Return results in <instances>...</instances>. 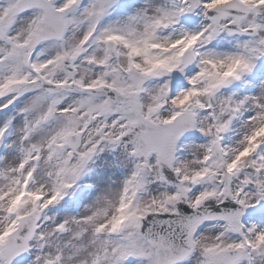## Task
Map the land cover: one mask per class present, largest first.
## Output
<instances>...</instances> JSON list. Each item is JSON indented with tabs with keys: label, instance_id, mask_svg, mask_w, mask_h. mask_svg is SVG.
I'll use <instances>...</instances> for the list:
<instances>
[{
	"label": "snow or ice",
	"instance_id": "6c2138e0",
	"mask_svg": "<svg viewBox=\"0 0 264 264\" xmlns=\"http://www.w3.org/2000/svg\"><path fill=\"white\" fill-rule=\"evenodd\" d=\"M0 264H264V0H0Z\"/></svg>",
	"mask_w": 264,
	"mask_h": 264
},
{
	"label": "rangeland",
	"instance_id": "374dc122",
	"mask_svg": "<svg viewBox=\"0 0 264 264\" xmlns=\"http://www.w3.org/2000/svg\"><path fill=\"white\" fill-rule=\"evenodd\" d=\"M195 27H196V26H195ZM229 44H230V43H229ZM218 50L220 51L221 49L219 48ZM100 155H101V156H104L105 153H101ZM122 172H124V176H125L127 170H126V169H123ZM102 174H103V173H101V175H102ZM113 177H114V175H113ZM111 179H112V177H111ZM116 180H121V177H120L119 175H117ZM52 211L54 212L55 210H52ZM50 214H51V213H50Z\"/></svg>",
	"mask_w": 264,
	"mask_h": 264
}]
</instances>
